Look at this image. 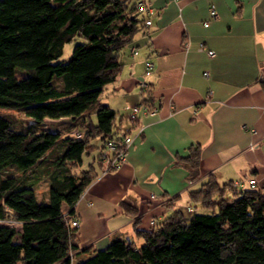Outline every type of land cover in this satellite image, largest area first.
<instances>
[{"label": "trees", "instance_id": "trees-1", "mask_svg": "<svg viewBox=\"0 0 264 264\" xmlns=\"http://www.w3.org/2000/svg\"><path fill=\"white\" fill-rule=\"evenodd\" d=\"M138 1L0 0V264H264V188L221 183L211 174L188 190L190 209L175 208L148 229L135 227L138 244L113 238L74 259L78 225L70 218L78 219V194L105 166L106 141L131 137L100 93L119 74L122 48L147 25ZM139 87L137 105H154L150 83ZM129 111L134 125L143 112L130 118ZM63 116L76 131L41 127L44 118ZM187 151L181 160L193 177L199 146ZM42 174L47 199L37 200ZM118 203L136 214L135 199Z\"/></svg>", "mask_w": 264, "mask_h": 264}, {"label": "crops", "instance_id": "crops-1", "mask_svg": "<svg viewBox=\"0 0 264 264\" xmlns=\"http://www.w3.org/2000/svg\"><path fill=\"white\" fill-rule=\"evenodd\" d=\"M140 1L150 24L122 48L119 74L100 93L122 114L132 139L125 160L93 178L74 203L75 260L113 238L138 244L135 227L148 229L173 209L186 210L188 190L210 174L221 183L239 180L238 187L254 177L264 188V0ZM146 59L153 64L148 75ZM141 79L150 83L156 109L137 112L132 125L126 114L140 101ZM197 145L191 177L181 157ZM123 197L135 199L136 214L124 211Z\"/></svg>", "mask_w": 264, "mask_h": 264}, {"label": "built area", "instance_id": "built-area-1", "mask_svg": "<svg viewBox=\"0 0 264 264\" xmlns=\"http://www.w3.org/2000/svg\"><path fill=\"white\" fill-rule=\"evenodd\" d=\"M137 4L139 6L144 7L146 12H147L148 8L144 4V2L139 0ZM209 15H210V17L215 16V10H214L213 5L209 6ZM149 23H150L149 19H147V18L144 19V24L149 25ZM204 23L206 24L207 21H205ZM198 48L200 49L201 46L199 45ZM130 51L132 53H136V50L134 48H131ZM206 52L208 54H211L212 50L206 49ZM144 65H145L144 66V75H148L150 73V71L152 70L153 64L150 60H145ZM202 73L204 76H206V74H207L206 71H203ZM138 83L142 87H146V85H147V81L144 79L139 80ZM138 108L141 109V112L146 113V112H150V111L152 112L153 110H155L156 106H154V105L145 106L144 104L132 105L131 110L128 113V117L134 118L135 113L137 112ZM131 139H132L131 137L126 135L118 141L117 140L116 141L115 140L106 141L105 146L103 147V149L100 152L101 158L105 161V166L100 171V174L104 173L108 168L116 167L119 163H121L123 160H125ZM191 180L192 179H190V178L186 179L187 183H190ZM247 183H248L249 187H256V185H257L254 177H249L247 179ZM234 184H239V180H235ZM80 194H79V196H80ZM187 209H190V207L187 206ZM70 224L73 226H77L78 225V219L76 217L72 216L70 218Z\"/></svg>", "mask_w": 264, "mask_h": 264}, {"label": "rangeland", "instance_id": "rangeland-1", "mask_svg": "<svg viewBox=\"0 0 264 264\" xmlns=\"http://www.w3.org/2000/svg\"><path fill=\"white\" fill-rule=\"evenodd\" d=\"M72 46H73V41L65 42L63 45L62 53H61L59 58L62 60H66L70 54ZM11 112H13L14 116L17 117L18 120L25 118V116L19 111L11 110ZM41 127H43L44 129H47V130L60 132L63 135L66 133H71L73 131H76V129H77L76 127L70 126V120H69V117H67V116L58 117V118H44L42 123H41ZM47 181H48L47 176L42 174L41 177L38 178V181L35 183L36 194H37L36 199L37 200L47 199V195L44 198L41 197L46 191ZM80 196H81V194H80ZM182 210L184 211L185 208ZM12 225L17 230H19V228H20L19 223H14V224L12 223ZM15 237L17 238V235H15Z\"/></svg>", "mask_w": 264, "mask_h": 264}]
</instances>
